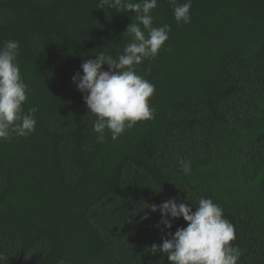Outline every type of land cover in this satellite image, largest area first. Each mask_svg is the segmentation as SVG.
I'll list each match as a JSON object with an SVG mask.
<instances>
[{"label":"trees","instance_id":"1","mask_svg":"<svg viewBox=\"0 0 264 264\" xmlns=\"http://www.w3.org/2000/svg\"><path fill=\"white\" fill-rule=\"evenodd\" d=\"M100 7L0 0V47L19 41L23 109H38L35 132L0 141L6 264H169L150 247L188 222L169 216V229L151 206L175 198L195 211L201 197L234 225L238 264H264V0H192L187 24L158 0L153 26L169 25V39L136 69L155 85V119L117 140L106 129L104 143L72 77L99 52L118 58L137 21Z\"/></svg>","mask_w":264,"mask_h":264},{"label":"clouds","instance_id":"2","mask_svg":"<svg viewBox=\"0 0 264 264\" xmlns=\"http://www.w3.org/2000/svg\"><path fill=\"white\" fill-rule=\"evenodd\" d=\"M173 7L174 18L179 24L191 22L192 0L183 4L168 0ZM103 6L135 13L136 23L127 26L124 33L131 37L118 58L99 52L95 59H87L72 80L81 93L89 109L96 116L93 131L98 133L97 142H106L107 129L112 140H117L137 122L155 119L156 109L149 100L155 92V85L141 76L137 67L145 59H154L169 39L171 27L153 26L151 12L158 0H100ZM143 26V28L141 27ZM147 32V35H145ZM19 41L8 40L0 47V141H11L15 137H27L36 130V107L23 109L28 100L30 88L25 83L18 61ZM108 70L103 69V65ZM147 75V73H145ZM185 174L191 172V162L178 157ZM152 211L159 210L162 222L171 228V218L183 217L186 227L178 228L170 239L162 244L153 243V254H167L169 264H238L243 254L238 246L234 225L224 218L223 208L210 198L201 197L196 210L186 203H177L171 198L161 205H152ZM8 257L0 252V264H6Z\"/></svg>","mask_w":264,"mask_h":264}]
</instances>
